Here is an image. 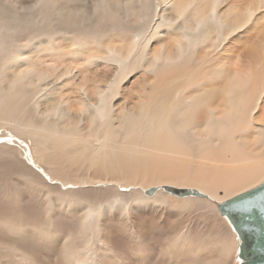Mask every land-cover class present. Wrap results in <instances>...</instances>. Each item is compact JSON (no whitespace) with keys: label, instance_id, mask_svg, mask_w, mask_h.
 <instances>
[{"label":"bare ground","instance_id":"bare-ground-1","mask_svg":"<svg viewBox=\"0 0 264 264\" xmlns=\"http://www.w3.org/2000/svg\"><path fill=\"white\" fill-rule=\"evenodd\" d=\"M241 1L0 3V63L22 41L33 51L9 78L0 73V264H104L117 257L114 235L141 240L159 226L136 211L145 205L178 221L193 207L214 216L232 264L236 234L216 203L264 182V66L242 67L238 43L253 32L251 48L264 47V0ZM60 35L68 44L53 43ZM45 48L50 62H40ZM98 64L113 68L107 83L91 73ZM180 228L171 244L188 237Z\"/></svg>","mask_w":264,"mask_h":264},{"label":"rangeland","instance_id":"rangeland-1","mask_svg":"<svg viewBox=\"0 0 264 264\" xmlns=\"http://www.w3.org/2000/svg\"><path fill=\"white\" fill-rule=\"evenodd\" d=\"M31 1L32 0H0V3L2 5H4V6H10V7L14 6L15 8H19L22 5L23 6L30 5ZM244 1H249V0H243V2ZM241 2L242 1L240 0V3ZM260 16H261V13L259 14V18H260ZM134 23H136V22H134V21L131 22V24H130L131 27L138 26L137 23L135 24V26H133ZM247 31L248 32L250 31V27H249V29ZM116 34L117 35L121 34L120 30H116ZM125 37L126 36H123V38H125ZM254 38H255V33L251 32L249 34V36H247V38H246V40H248V41L243 40L241 38V41L238 42L239 43V49L241 50L240 55L242 56V58H241L242 60H241L240 64H241L242 67H245V66L248 67V68L252 67V69H254L255 71H261L262 66H264V47L259 49V50L252 49L251 48V44L253 43ZM58 40H59V45L62 46L65 43L68 44L69 38H68V36L60 35V36H57L54 39L53 43L58 44L57 43ZM109 41H111V38H110V36H107V37H104V38H98V40L96 42L103 43V42H109ZM88 43H92V42H88ZM88 43H86V44H88ZM153 43H154V41H151L149 45H152ZM20 44L21 45H20V49L19 50L13 48L11 56H7L5 58L6 60L4 59L0 63V73H4L3 75L6 78H9L11 76V74L14 73L15 70L20 69L21 66H23L24 64L29 62L30 52H32V54H33V51L30 49L31 45H28L25 41H22ZM86 44L82 45L80 48L79 47H75L73 49L74 58L82 57V55H83V51L82 50L86 46ZM97 46L98 45H95V44L93 45V47H95L96 49H97ZM44 51H45L46 56L45 57H41L40 62H50L49 57H47L48 52H47L46 48H45ZM247 53H248V55H247ZM246 58H248L249 61L246 60ZM80 59H82V58H80ZM24 60L26 61V63H23ZM68 61L69 60H67V62ZM247 62H251V67H249L246 64ZM258 64L262 65L261 68L258 66ZM111 68L112 67H110V68L108 67L107 68V67L103 66L102 64H98L94 68L91 69V73L95 77H97V79L99 81H102L103 83H107L110 79L113 78V68L112 69ZM207 73H208V71H207ZM255 73L257 74L259 72H255ZM139 80H141L140 71H136V72L132 73V75L128 76L126 78V80H124L123 83L121 84L122 92L124 93L130 87L135 85ZM147 88H150V87L147 86ZM147 90L149 91V89H147ZM124 103H125V100L122 99V94H120L117 97V99L114 101L115 107H117L119 105H122ZM194 208L195 207H193L194 211L193 210H190L189 212L183 211L181 213V218L182 219L179 220V221L176 220L177 218L180 217L177 214H174L172 216V214L170 213L171 211L170 212L163 211V217H162L161 216L162 213H159L158 211H156V209L154 207H152L151 205H145V209L147 210V212H145L146 210L144 208L136 209V211L139 214H141V216L144 217L145 219L149 216L148 217L149 220L146 219V223L145 224H147L148 222L149 223L153 222L154 225H155L156 222H159V226H156V225L154 226L152 224V227L154 226L155 228L150 233L151 235L148 238H150L151 236L153 238L152 237L150 238L151 241L147 237L141 238V240H140L137 237H136L137 239L134 238V237L132 238L130 236L128 237V235H130L129 233L126 236L124 231H120L119 234H116L115 232L112 231V234L113 235L116 234V235H114L112 238H110V241H108L109 245L108 244L107 245L110 248H112V249L114 248V250L116 251V256L117 257L109 258L107 260V262H105L104 264H107V263L108 264H134L136 256H137V259H140L142 261V262H139L140 264H172V263L173 264H202V263L203 264H206V263L207 264L208 263L217 264V262H218V264H228L229 260L228 259L226 260L224 258V255L222 254L223 251H224V247H226L228 245V242L226 243V240H225V237H224V229H223V227L222 226H216V224H215L216 219L212 215H208L207 214V218H206V215L202 214L204 216V218L202 219L200 217V214H199L201 212L199 210L196 211ZM141 210H143V212ZM136 211L130 217H132L134 215H139ZM156 212H157V214H155ZM114 215L117 216L118 213H115ZM160 216H161V218H160ZM155 217H157V218H155ZM183 217L185 219H183ZM204 220H206L207 222L204 221ZM141 221H143V220L141 219ZM183 223H184V226L189 227L190 231H189L188 237L186 238V236H185L184 240L181 242L182 244L181 243H176V244L172 243L171 244V237L173 236V234L178 233L179 231H181L180 227L182 226ZM122 225H123V223H122ZM177 225H179V226H177ZM149 226H151V225H149ZM116 228H119V226H117ZM156 228H157V230H156ZM159 231L162 232V233H160ZM216 232H217L218 235L216 234ZM153 233L155 235L158 233L157 235L159 237L155 236ZM117 235L119 237H116ZM122 235H123V237H122ZM215 235H216V237H215ZM117 238H118V240H117ZM135 239L139 240V241H136ZM162 240H164L165 243ZM158 241H160V242H158ZM184 241H186V242H184ZM120 242H122L123 245ZM152 242H155V243H152ZM157 242L160 243V244H158ZM135 243L136 244L140 243V246H142V248H144L143 249L144 251L143 250L140 251L141 249L138 250L140 248L139 247L137 249L136 254L133 253L134 251L131 250V249L137 248ZM153 244H155V245H153ZM127 246H128V248H127ZM173 246L178 247V248H175L176 249L175 250V249H173ZM167 249H169V251H167ZM138 252L139 253L142 252L141 253L142 255L139 254ZM165 255H167V256H165ZM202 259H203V262H202ZM165 260H167V261H165ZM230 262L232 264H237L238 261H237V258H236V254L234 256V259L230 258Z\"/></svg>","mask_w":264,"mask_h":264},{"label":"water","instance_id":"water-1","mask_svg":"<svg viewBox=\"0 0 264 264\" xmlns=\"http://www.w3.org/2000/svg\"><path fill=\"white\" fill-rule=\"evenodd\" d=\"M162 189L179 198L208 199L195 189L163 186ZM156 189L144 192L152 196ZM218 213L226 218L236 234L238 264H264V182L224 201L216 203Z\"/></svg>","mask_w":264,"mask_h":264}]
</instances>
